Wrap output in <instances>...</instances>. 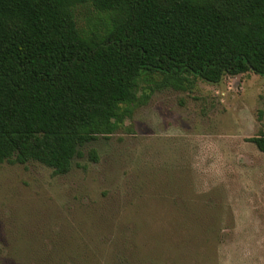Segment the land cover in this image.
Listing matches in <instances>:
<instances>
[{
  "label": "rangeland",
  "instance_id": "rangeland-1",
  "mask_svg": "<svg viewBox=\"0 0 264 264\" xmlns=\"http://www.w3.org/2000/svg\"><path fill=\"white\" fill-rule=\"evenodd\" d=\"M100 16L77 7L84 29ZM263 131L264 76L194 78L154 88L65 174L0 164V264H264V152L248 140Z\"/></svg>",
  "mask_w": 264,
  "mask_h": 264
},
{
  "label": "trees",
  "instance_id": "trees-1",
  "mask_svg": "<svg viewBox=\"0 0 264 264\" xmlns=\"http://www.w3.org/2000/svg\"><path fill=\"white\" fill-rule=\"evenodd\" d=\"M246 72L264 76V0H0V164L65 174L154 88ZM248 140L264 152V131Z\"/></svg>",
  "mask_w": 264,
  "mask_h": 264
}]
</instances>
